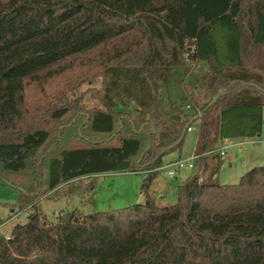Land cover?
Here are the masks:
<instances>
[{
  "label": "trees",
  "instance_id": "1",
  "mask_svg": "<svg viewBox=\"0 0 264 264\" xmlns=\"http://www.w3.org/2000/svg\"><path fill=\"white\" fill-rule=\"evenodd\" d=\"M195 65L207 70L192 78ZM81 66L103 79L99 105L26 107V88ZM263 109L264 0H0V183L19 191L17 214L31 210L0 237V264H264V167L221 185L219 160L170 206L151 193L189 128L205 173L218 142L260 134ZM139 172L140 204L55 223L40 211L71 181Z\"/></svg>",
  "mask_w": 264,
  "mask_h": 264
},
{
  "label": "rangeland",
  "instance_id": "2",
  "mask_svg": "<svg viewBox=\"0 0 264 264\" xmlns=\"http://www.w3.org/2000/svg\"><path fill=\"white\" fill-rule=\"evenodd\" d=\"M94 67H78L72 71H67L49 82L44 87V92L40 87L31 85L24 91V102L27 108L36 109L43 105L54 104L57 98L67 95L69 98L81 99L84 104L93 107L98 104V100L92 95L102 88V78L85 79L79 76L81 71L88 72ZM206 66H192L190 76L197 78L206 72ZM184 93L191 97L192 104H197V108L207 102L203 92L188 85L183 88ZM198 131L194 129L186 134L180 150L175 154V160L187 161L195 151L197 144ZM227 148L224 155L219 156V149L223 148L222 142L217 143V150L208 155L211 159L209 171L201 173L198 160L195 159L194 171H180L184 176L174 179L157 176L153 187L156 184L164 185L166 191L163 192L164 198H156L159 206H170L176 203V188L186 178L199 176V180H205L219 160L222 164L216 171L217 181L221 185L238 183L240 177L248 170L255 167H264V109L262 111V129L258 136L250 139H227ZM217 156H219L217 158ZM230 164L232 167L230 168ZM245 170H244V169ZM178 173V172H177ZM214 176V177H215ZM145 179L144 175L134 174H101L90 177H83L61 185L41 198L39 205L40 211L48 223H55L58 214L66 212H78L89 215L100 212H111L120 210L134 204H139L141 197V186ZM156 195H159L157 192ZM19 198V191L11 185L0 183V237L6 238L16 225H24L28 221L31 212L25 211L17 214L16 203Z\"/></svg>",
  "mask_w": 264,
  "mask_h": 264
},
{
  "label": "built area",
  "instance_id": "3",
  "mask_svg": "<svg viewBox=\"0 0 264 264\" xmlns=\"http://www.w3.org/2000/svg\"><path fill=\"white\" fill-rule=\"evenodd\" d=\"M192 128H189L187 132H191ZM224 147L219 149V156L222 157L225 153L224 150L227 148V144L223 143ZM197 157L193 156L190 160L183 161V160H176L168 164H164L162 167L156 169L159 175L166 177L167 179H174L177 172L180 171H191L193 169L194 160ZM6 240L9 239V236L4 238Z\"/></svg>",
  "mask_w": 264,
  "mask_h": 264
},
{
  "label": "crops",
  "instance_id": "4",
  "mask_svg": "<svg viewBox=\"0 0 264 264\" xmlns=\"http://www.w3.org/2000/svg\"><path fill=\"white\" fill-rule=\"evenodd\" d=\"M194 130V128H192V131ZM191 131V132H192ZM189 133V132H188ZM223 143H226V140H223L222 141V144ZM177 152H174V153H170L166 158H165V160H164V164H168V163H171V162H173V161H176L175 159H173L174 158V156H175V154H176ZM193 156H194V154H193ZM192 156V157H193ZM191 157V158H192ZM190 158V159H191ZM190 159H188V160H190ZM177 160H180V159H177ZM211 159H207V164L208 165H210L211 164ZM222 162V161H221ZM232 167V164H230V168ZM194 169H196V167H195V163H193V169L191 170V171H188V170H186V171H188V172H191V175H192V172L194 171ZM244 169V168H243ZM245 170V169H244ZM201 171V170H200ZM180 172H178L177 174H176V176H175V178H177V177H180L181 176V180L182 181H184L183 179H184V176L182 175V173L181 174H179ZM202 173V172H201ZM134 175H144V176H146L144 173H141V172H139V173H134ZM161 177H163L162 175H160ZM218 178V177H217ZM189 179V177L188 178H186V180H188ZM155 182V181H154ZM153 182V183H154ZM183 183V182H182ZM166 189L167 188H165V186L164 185H161V184H156V186L155 187H153V186H151V193H152V195L154 196V198L156 199V198H164L163 197V192L164 191H166ZM159 193V195H156V193ZM138 196H140L141 198H143V196L139 193V195ZM143 200H144V198H143ZM29 211V210H28Z\"/></svg>",
  "mask_w": 264,
  "mask_h": 264
},
{
  "label": "water",
  "instance_id": "5",
  "mask_svg": "<svg viewBox=\"0 0 264 264\" xmlns=\"http://www.w3.org/2000/svg\"><path fill=\"white\" fill-rule=\"evenodd\" d=\"M214 100H215V99H213L212 102H213ZM212 102H211V103H212ZM142 202H143V198L140 199L139 204L142 203Z\"/></svg>",
  "mask_w": 264,
  "mask_h": 264
}]
</instances>
